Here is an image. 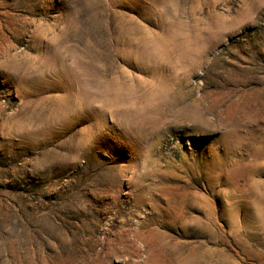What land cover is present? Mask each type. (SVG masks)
Returning <instances> with one entry per match:
<instances>
[{
  "label": "rangeland",
  "instance_id": "374dc122",
  "mask_svg": "<svg viewBox=\"0 0 264 264\" xmlns=\"http://www.w3.org/2000/svg\"><path fill=\"white\" fill-rule=\"evenodd\" d=\"M0 264H264V0H0Z\"/></svg>",
  "mask_w": 264,
  "mask_h": 264
},
{
  "label": "bare ground",
  "instance_id": "6f19581e",
  "mask_svg": "<svg viewBox=\"0 0 264 264\" xmlns=\"http://www.w3.org/2000/svg\"><path fill=\"white\" fill-rule=\"evenodd\" d=\"M71 64V63H70ZM84 69V68H83ZM85 75V74H84Z\"/></svg>",
  "mask_w": 264,
  "mask_h": 264
}]
</instances>
